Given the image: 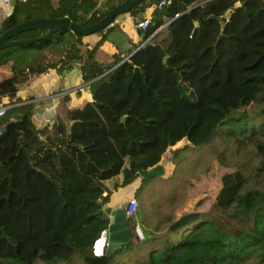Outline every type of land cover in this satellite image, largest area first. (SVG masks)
<instances>
[{
	"label": "trees",
	"instance_id": "1",
	"mask_svg": "<svg viewBox=\"0 0 264 264\" xmlns=\"http://www.w3.org/2000/svg\"><path fill=\"white\" fill-rule=\"evenodd\" d=\"M119 1L14 0L0 32L38 16L93 23ZM160 2L140 0L125 11L136 21L152 7L150 23L137 28L143 40L138 49L114 53L110 60L98 59L96 50L119 14L95 31L92 46L62 28L0 48V66L11 60V73L0 79V98H9L0 131L11 120L17 130L15 139L0 138V264L69 261L75 254L84 264H123L119 259L127 252L138 253L132 264H264V0ZM44 31L27 29L12 38ZM74 64L91 99L66 108V121L59 117L36 126L34 102L17 90L51 67L61 73ZM229 86L241 94L195 140L198 122L209 118L207 100L224 98ZM218 127L237 151L249 149L257 162L219 172L211 205L166 216L164 231L159 222L139 238L128 215L129 240L109 254L94 253L109 222L102 206L134 181L137 197L155 176L139 170L158 163L164 168L163 154L183 133L191 132L192 142L201 145ZM118 175L120 181L108 188L104 181ZM202 176L210 178V170ZM128 201L122 197L120 206L126 209Z\"/></svg>",
	"mask_w": 264,
	"mask_h": 264
},
{
	"label": "rangeland",
	"instance_id": "2",
	"mask_svg": "<svg viewBox=\"0 0 264 264\" xmlns=\"http://www.w3.org/2000/svg\"><path fill=\"white\" fill-rule=\"evenodd\" d=\"M48 49L49 54L56 57L57 52L50 47ZM10 61L0 66V77L11 71ZM75 67L77 68V65L74 64ZM55 70L59 74L57 69ZM69 84L74 86V83L70 82ZM227 89L230 91L224 98H212L211 95L207 100L205 107L208 110L209 118L207 122L206 120L198 122L197 127H199L194 131L195 140L203 136L211 124H214L219 110L233 104L241 94L239 88L234 86H229ZM56 90V87H52L45 95L54 94ZM216 105H220V109ZM45 119L46 117L44 119L42 117L38 121V125L41 126ZM33 120L37 121L38 119L33 118ZM188 120L192 121L193 119L188 118ZM44 123L46 124V122ZM188 123L189 121L186 122V126ZM189 134L183 133L181 138L166 150L162 157V164L165 167L163 173L155 174L147 183H144L138 196L135 197L136 207L132 218L140 227L139 238H144L149 228L159 222L162 224L159 231H164L168 222H162V220L166 219L168 215L179 214L182 210L196 207V205L200 208H207L211 205L218 188L217 175L219 172L239 165L242 161L257 162L258 158L252 152H248L249 149L237 151L235 144L224 135L222 128H219L209 141L201 145L194 144L193 138ZM174 150L176 152H173ZM221 155H223L222 158H220ZM216 161H221L224 164L218 166ZM205 169L210 170V178L203 179L202 173ZM126 254L119 259V262L124 261L123 264H132L135 258H138V253L127 252ZM253 263L254 261H247L245 264ZM37 264H84V262L80 256L75 254L69 261L57 260L51 263L39 261Z\"/></svg>",
	"mask_w": 264,
	"mask_h": 264
},
{
	"label": "crops",
	"instance_id": "3",
	"mask_svg": "<svg viewBox=\"0 0 264 264\" xmlns=\"http://www.w3.org/2000/svg\"><path fill=\"white\" fill-rule=\"evenodd\" d=\"M13 2L7 0H0V22L6 16V14L12 9ZM152 7H149L144 16H150ZM135 20L132 15L128 12L119 14L114 22L113 27L109 31L106 39L100 44L96 50V56L100 60H110L114 53L125 54L128 50H133V47L138 43L142 42V33L137 29ZM98 36L95 32L82 36V41L88 46H92L97 40ZM76 68V67H75ZM74 65L72 68L58 72L55 68L51 67L44 72L36 75L29 83L21 86L16 95L20 96L25 100H32L33 106V120L36 126L38 121L43 117L48 120H43L41 126L46 123H52L61 117L66 121V108L71 106H77L84 103L86 100L91 99V93L88 85L82 82L80 71L78 67L75 70ZM11 73L4 74L1 78L8 76ZM74 83V86H70L69 83ZM83 85V86H81ZM70 86V87H69ZM52 87H56L57 90L54 94L45 95ZM85 87V88H84ZM66 94V97L64 94ZM27 97V98H26ZM8 96H2L0 102L8 101ZM37 123V124H36ZM165 168V167H164ZM121 176H115L113 178L105 180V185L108 188H112L114 182L120 181ZM137 186V181L132 182L130 185L117 191L115 195L106 203L108 206L121 207V198L129 199L133 196V191ZM106 193L104 190L103 194ZM136 197V196H135ZM99 202V200H98Z\"/></svg>",
	"mask_w": 264,
	"mask_h": 264
},
{
	"label": "water",
	"instance_id": "4",
	"mask_svg": "<svg viewBox=\"0 0 264 264\" xmlns=\"http://www.w3.org/2000/svg\"><path fill=\"white\" fill-rule=\"evenodd\" d=\"M140 0H120L115 6L109 9L100 19L93 23L83 24L72 20L69 16H38L31 17L20 22H17L13 26L0 32V48L16 45L24 42L35 41L44 37L49 36L55 31L62 28H67L76 34L86 35L97 31L98 29L108 25L112 19L127 10H129L134 4L138 3ZM239 4V3H237ZM232 9H228L221 20L224 22L227 20L231 14ZM197 22V21H196ZM33 28H43L44 32L25 38H12L14 35L20 31L33 29ZM89 87V86H88ZM121 120H125V115L121 117ZM10 134L13 139L16 138L17 130L14 128L13 121L6 123L2 131H0V138ZM164 171L160 163L153 165L148 169L139 170L141 176L152 175V174H162ZM104 212L107 214L108 222V235H107V245L105 247V253L109 254L115 248L120 246L123 242L129 240L130 229L127 224V215L125 209L118 206H108L104 204L102 206Z\"/></svg>",
	"mask_w": 264,
	"mask_h": 264
},
{
	"label": "built area",
	"instance_id": "5",
	"mask_svg": "<svg viewBox=\"0 0 264 264\" xmlns=\"http://www.w3.org/2000/svg\"><path fill=\"white\" fill-rule=\"evenodd\" d=\"M7 1H9V2H11V3L14 2V0H7ZM164 2H165V0H161V2L159 3V5L162 4V3H164ZM149 23H150V16H145L144 18H141V19H139V20H136L135 25H136L137 28L144 29V28H146V26H147ZM142 43H143V41L140 42V43H138L137 45H135V46L133 47V50H132L131 52H133V51H135L136 49H138V48L140 47V45H142ZM129 54H130V52H129ZM129 54H127V56H128ZM127 56H126V57H127ZM7 102H8V101H6V102H5V101L0 102V114H1V113L6 109V107L8 106V105L6 104ZM135 207H136V198H135L134 196H132V197L129 198L128 206H127V208L125 209V213H126V215H127V216H128V215H131V214L134 212ZM135 229H136L137 234H139V233H140V227H139V225L136 224ZM107 235H108V229L105 228V229H103V230L101 231L100 236L96 239V241H95V243H94V246H93V251H94V253H96V254H101V253L105 250V247H106L107 242H108ZM99 239H102V240L100 241L101 244H97V242L99 241Z\"/></svg>",
	"mask_w": 264,
	"mask_h": 264
}]
</instances>
